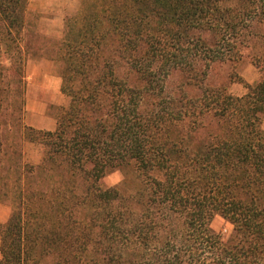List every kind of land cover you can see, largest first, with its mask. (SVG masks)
I'll return each instance as SVG.
<instances>
[{
  "label": "trees",
  "instance_id": "obj_1",
  "mask_svg": "<svg viewBox=\"0 0 264 264\" xmlns=\"http://www.w3.org/2000/svg\"><path fill=\"white\" fill-rule=\"evenodd\" d=\"M27 5L0 0V264H264V0H80L58 39ZM29 57L60 65L53 131L24 123Z\"/></svg>",
  "mask_w": 264,
  "mask_h": 264
},
{
  "label": "rangeland",
  "instance_id": "obj_2",
  "mask_svg": "<svg viewBox=\"0 0 264 264\" xmlns=\"http://www.w3.org/2000/svg\"><path fill=\"white\" fill-rule=\"evenodd\" d=\"M79 3L80 0H28L26 11L28 29L53 39L60 38L65 17L73 15L77 11ZM28 54L31 55V52ZM226 70V66H214L209 82L218 83L221 81ZM235 71L247 83H253L259 77L257 70L248 59L238 64ZM25 79L24 123L31 127L40 126L39 120L42 119L46 126L52 123L54 129L58 108H64L68 105V98L60 92V65L44 58L29 57L25 65ZM171 81V83H175L176 77H173ZM227 88L235 96L245 93V88L240 83H230ZM41 130L48 131L46 129ZM32 144L33 147L27 149L24 147V143L23 160L29 165H36L41 160L43 150L39 144ZM37 158L38 162L35 163ZM137 183L134 173L129 169L117 170L101 180V184L105 188L119 187L126 192L133 191L137 187ZM10 211L8 202L0 204V224L6 222ZM211 227L221 235L223 240L228 238L232 230V226L219 216L212 219Z\"/></svg>",
  "mask_w": 264,
  "mask_h": 264
},
{
  "label": "crops",
  "instance_id": "obj_3",
  "mask_svg": "<svg viewBox=\"0 0 264 264\" xmlns=\"http://www.w3.org/2000/svg\"><path fill=\"white\" fill-rule=\"evenodd\" d=\"M55 85H56V81H55ZM57 85H59V82H57ZM241 95H243V93L241 94ZM241 95H239V96H241ZM39 124H40V126H33L34 128H36V129H46V130H48V131H53L54 129H53V127H54V125L51 123V124H48V126H46L45 125V122H44V120H39ZM31 127V126H30ZM262 127H263V129H264V119H263V122H262ZM24 147H26L27 149H30V148H32L33 147V144L32 143H25V146ZM36 162H38V158H37V160L35 159V163Z\"/></svg>",
  "mask_w": 264,
  "mask_h": 264
}]
</instances>
